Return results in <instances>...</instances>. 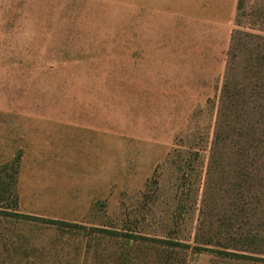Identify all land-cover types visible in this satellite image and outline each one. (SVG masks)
Returning a JSON list of instances; mask_svg holds the SVG:
<instances>
[{"label": "rangeland", "instance_id": "rangeland-1", "mask_svg": "<svg viewBox=\"0 0 264 264\" xmlns=\"http://www.w3.org/2000/svg\"><path fill=\"white\" fill-rule=\"evenodd\" d=\"M237 4L0 0V264H264L194 248Z\"/></svg>", "mask_w": 264, "mask_h": 264}, {"label": "trees", "instance_id": "trees-1", "mask_svg": "<svg viewBox=\"0 0 264 264\" xmlns=\"http://www.w3.org/2000/svg\"><path fill=\"white\" fill-rule=\"evenodd\" d=\"M200 204L196 250L264 261V35L232 32Z\"/></svg>", "mask_w": 264, "mask_h": 264}, {"label": "crops", "instance_id": "crops-1", "mask_svg": "<svg viewBox=\"0 0 264 264\" xmlns=\"http://www.w3.org/2000/svg\"><path fill=\"white\" fill-rule=\"evenodd\" d=\"M190 1V0H188ZM238 0H227V2L231 5V7L229 6V9L232 11L233 8L235 7L236 3Z\"/></svg>", "mask_w": 264, "mask_h": 264}]
</instances>
